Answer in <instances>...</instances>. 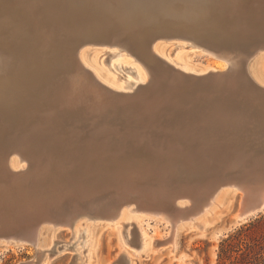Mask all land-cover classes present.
Wrapping results in <instances>:
<instances>
[{"label":"bare ground","instance_id":"6f19581e","mask_svg":"<svg viewBox=\"0 0 264 264\" xmlns=\"http://www.w3.org/2000/svg\"><path fill=\"white\" fill-rule=\"evenodd\" d=\"M0 6L6 10V13L11 14V17L0 18V30L9 29L11 45L14 48L28 50L27 54L18 53L19 56L9 65L10 67H5L7 64L5 52L8 45L7 48L2 45L5 38L0 37V43L3 46L0 45V68L2 69L0 72V94H9L11 99L9 104H3L0 100V146L3 150L0 154V207L2 210H9L12 207L11 199H8L11 196L9 188L13 186L17 189L18 187L19 191L24 188V186H19L21 180L17 179L20 176L19 170L24 169L26 163L27 165L32 163L34 167L38 168L36 163L39 164L41 158H37L39 153L36 145L44 138L48 141L47 145L53 147L61 145L62 141L69 143L65 140L67 138L74 140L78 147L70 146V149L78 150L84 158L85 167L96 170V174H91L94 170L92 172L90 170V173H88L89 170L87 171L88 180L92 178L91 175L95 177H93L95 181L98 180L97 184L95 183L96 187H92L93 189H82L78 192L79 194L77 193V196L75 195L80 198L81 194L82 198L87 199L85 202L79 199L80 205L85 210L76 212L79 214L78 217H71V215H75L73 206L77 205V200H74L75 203L72 201L74 203L72 206L69 205L70 201L68 204L64 203L66 205L63 210L56 208V211L62 212L59 221L71 225L73 233L71 238L73 243H65L61 247L62 249H74L85 241L83 246L84 248L88 246L90 251L92 224L87 222L94 217L117 219L116 223H121L122 226L126 224L127 227L131 222H125V220L134 218L133 220L139 225V218H144V216L127 215L128 211L155 213V215L170 221L172 231L173 229L177 230L180 225L182 226L181 221L183 220L187 221L186 224L190 229H197L201 232L204 220L200 216L213 213L218 204L216 193L213 190L221 189L224 186H230L242 192L239 205L232 215L233 223L244 221L264 210V171L257 168H255L257 170L253 176L247 177V179H236L231 169H225L221 172L222 179L218 183L215 180L217 185L214 184L212 189L208 186L206 189L201 185L202 183L207 184V181L202 182L200 184L202 188L195 184L196 187L190 188L191 186H189L186 191H171L170 195L166 193L167 196H159L156 204L146 203L145 198L142 200L140 197L117 196L110 192L109 195L106 186L110 174L113 172L124 174L125 170H128V174L133 171V175L137 179L136 177L139 178V175L136 173L138 169H141L143 173L138 171L139 174L141 173V177L147 180L156 178L160 181L164 174L169 173L168 169L160 168L163 166L165 158L162 154H171L173 148L180 151L183 159L186 158L189 161L195 154V159L212 162L219 158L228 165L230 160L238 155L237 152H241L245 153L244 158L248 163L251 160H257V163L254 162L257 165L264 163V83L256 80L250 81L243 72L244 63L246 59H249L247 58L249 54L257 49H264V0H0ZM20 17L29 21V29L16 21L20 20ZM36 25L40 31L34 30L37 28ZM30 30L31 40H35L25 43V33L29 34ZM43 31H46L44 37L50 39L57 48L54 50L55 53L61 49L66 52L68 49L69 59H67L68 65L65 69L59 68L60 65L58 68H54L56 65L51 64L52 62L50 64L54 67H49V65L47 67V62L45 64L39 61L35 46L37 39L43 36ZM28 39H30V34ZM158 40L166 41V47L162 44L158 45ZM89 44L101 47L98 50L99 53L108 57L104 58V62H107L109 58L110 60L113 57L116 58L107 62L111 71L114 69L113 74L106 71L104 74L101 70H95L94 65L82 60L84 57L80 56L81 48ZM170 47L171 49H169ZM182 48L191 50L200 48L211 52L215 58L211 65L208 64L207 67L201 68L202 66L198 67L192 63L187 58V54H183ZM176 49L177 51H175ZM18 58L19 62L16 61ZM98 58L99 55L95 58V62ZM62 62L64 63V61ZM121 65L127 66L129 71H124ZM58 72L62 73L57 80ZM74 78H79L77 85L73 82ZM82 78L84 79L82 80ZM200 81H205V84H201ZM46 82L53 84L47 92L41 94L40 89ZM139 93L141 96L138 95ZM237 98L239 99L237 100ZM250 100L262 107L259 111L255 110L256 108L253 110V112L257 111L260 116L257 125H255L259 129L257 132L255 130L258 129L251 128L252 126L247 128L246 118L242 116L243 119H241L237 114L238 111L235 112L233 108L238 104L240 106L237 101H241L245 106ZM233 103L237 105L235 106ZM142 106L144 112L141 111ZM122 115L126 119V125H124L127 128L124 135L131 136L132 129H137L144 138L142 141L144 143L139 144L140 146H137L133 153H129L130 156H125L123 154L125 151L118 147L109 149L107 133L90 132L95 130V126L101 125L105 121L111 125H117ZM254 115L257 114L254 113ZM87 129L89 130L87 131ZM11 132L15 136L8 143L3 144L2 141ZM254 132L262 134V138L259 139L260 136L255 135ZM159 139L162 144L157 141ZM159 146L165 147L166 151L160 153L164 158L158 155L157 147ZM212 153H215L216 156H213ZM46 154L44 153L47 157ZM45 156L43 158H46ZM179 158L181 157L179 156ZM70 159L73 162V159ZM46 160L50 161L49 157ZM186 162L172 163L174 168L172 175L179 180H185L184 184L192 175H200L199 167H190L191 163L186 164ZM48 164L47 167L51 165ZM178 164L179 166H177ZM244 164L247 168V163ZM148 165L153 166L151 167L153 169L144 172L143 170H146ZM40 166L42 165L40 164ZM154 166L156 167L154 168ZM235 166L237 167V164ZM250 166L252 165L250 164ZM239 167L241 168V165ZM34 171L36 172V169ZM82 172L84 174V171ZM61 173L62 175H60L63 176V172ZM65 173H67L66 170ZM76 175L79 176V174ZM188 175L190 176L187 177ZM71 177L73 176L69 175V178ZM77 180L75 181L77 182ZM56 181L59 182V179ZM85 181L84 183H86ZM42 188H44L43 185ZM42 188L40 187L41 191ZM110 188L112 192V187ZM117 188L118 186L114 189ZM16 189H14L15 192ZM24 189H27V186ZM141 190L143 191V189ZM41 191L39 193L42 194L43 191ZM31 192L33 190L29 191L30 194ZM47 193L50 192L47 191ZM140 193L142 194V192ZM24 194L21 195L24 197ZM42 195L44 197L47 194L43 193ZM48 196L50 195L48 194ZM64 197L65 195L63 199ZM32 198L31 200H34ZM51 198L49 199L52 200ZM16 199L18 200L17 197ZM120 201L124 202L120 203ZM40 202L37 201V204H42L45 201ZM35 203L32 204L33 208ZM123 203H126L125 210L116 211L115 208ZM27 211H29V207ZM56 211L53 212L54 214L51 213L52 216H57V214L55 215ZM201 212L203 213L201 214ZM39 214L42 215L43 212H39ZM11 216L13 217V215ZM42 216V218L46 217ZM81 217L84 218L83 221ZM77 220L80 222L76 223ZM32 221L21 226L15 225L14 228L2 229L0 235H3L6 240L1 243H4L5 246L11 245L13 240L11 238H16L20 241H14L13 245L15 246H23L27 242L36 245L38 222ZM0 223L3 222L0 220ZM168 223L166 221V226L169 228ZM123 229L119 228V233H122L123 241L129 244V229L127 228L124 232ZM87 231L89 237L86 240H79L81 233ZM165 236L166 234L158 235V243L172 242L174 245L173 237L169 240ZM133 241L140 243L142 247L147 243L150 245V241H147L143 235H136V232ZM36 250L40 254L44 253L46 249L37 245ZM79 250L76 249V251ZM76 255L78 256V254ZM33 263L34 261H31L28 264ZM75 263L76 258L71 261V264ZM179 264L188 263L182 261Z\"/></svg>","mask_w":264,"mask_h":264},{"label":"rangeland","instance_id":"374dc122","mask_svg":"<svg viewBox=\"0 0 264 264\" xmlns=\"http://www.w3.org/2000/svg\"><path fill=\"white\" fill-rule=\"evenodd\" d=\"M1 17L2 18L11 17V14L6 13V10L0 6V18ZM19 19L20 20H16V21L18 23H20L22 26H24L26 29H29V26H30L29 21L26 19H23L21 17ZM36 27H37V25H36ZM31 30L28 31L30 34V39H28L29 34L25 33V37H26V39H25L26 41L24 40L25 43H27L29 41L32 42L35 40V39L31 40V33H30ZM34 30L40 31L39 27L35 28ZM46 31H47V29H46ZM46 31H43V34H42L43 36L40 37V39L39 38L37 39V43L35 46L39 61H42L45 64L47 62V64H46L47 67H48V65H49V67L52 66L51 64L54 63L53 65L54 66L56 65V66L55 67L52 66V67L58 68L60 65L59 68L65 69L66 65H68L67 59H69V55L67 53L68 49L66 50V52L61 49L59 52L55 53L54 50L55 49L57 50V48L53 45V43L50 41V39L48 40L46 37H44V34L46 35ZM9 34H10L9 29L0 30V37H2L3 39L5 38L4 42L6 41L5 43L2 42V45H5L6 48L8 45L7 51L5 52V56L7 59L6 60L7 64L5 67H10L9 65H11V63H13L15 61V59L19 56L18 53H20V52H21V54H24V53L27 54L28 53V50H26V48H23V49L17 48V47L14 48L11 45L12 39H10L11 36ZM157 44L158 45L162 44L166 47V41H164V40H158ZM0 45H1V43H0ZM100 49H101V47L98 45H95V44L84 45L81 48L80 52H82V53H80V56L84 57V59H82V60L88 61L89 64L94 65L95 70L96 69L101 70L104 74L106 72L113 74L114 69L111 71V69L107 63L110 60V58L108 59L107 62H104V58L107 57V55H105V54L102 55L101 53H99L98 50H100ZM111 49H114V48H111ZM169 49H171V47ZM177 49L175 51H177ZM196 49L192 48V50H191L190 48H187V49L182 48V50H184L183 54H185V55L187 54V58L192 63H194L196 66H198V67L202 66L201 68H203V67H207L208 64L211 65L213 58H215L214 54H212L211 52H208L206 50H202L200 48H196ZM47 51H48V53H47ZM254 52H256V53H254ZM97 55H99V58L95 62V58L97 57ZM172 56L174 58V53L172 54ZM19 58L16 60L17 62H19ZM247 58H249V59L248 60L246 59V62L244 63V68H243L244 75L246 77H248L250 81L254 82V80H256L260 83H264V49H261V50L257 49L255 51L251 52L249 54V57H247ZM60 59H62V60H60ZM115 59L116 58L113 57V59H111L110 62L115 60ZM57 61H58V63H57ZM62 61H64V63ZM50 62H52V63L50 64ZM121 66L123 67L122 69L124 71H126V72L129 71V68L127 66H125V65H121ZM1 71H2V69L0 68V72ZM58 73H57V80L59 79L58 77H61L60 73H62V72H58ZM58 75H60V76H58ZM78 79L79 78L73 80L74 84H76V85L78 84L77 83ZM83 79L84 78H82V80ZM118 80L120 81L121 79H118ZM200 82H201V84H205L204 83L205 81H200ZM51 84H53V83H50V82L47 83L46 82L40 89L41 94H44L45 92H47L50 89ZM5 90H10V89H5ZM5 94L4 93H2V95L0 94V100H2L3 104H9V101L11 99L9 98V94H6V95ZM138 95L141 96L140 93ZM238 99L239 98H237V100ZM247 99H249V98H247ZM249 102H248V104H245V106H244V104L241 101H237V103H240V106H238L239 104L237 105L236 103H233V105L238 106V107L236 106L237 108L233 106V108H234L235 112L238 111L237 114L241 117V119H243V117L246 118V121L248 123L247 128H250L252 126L251 128L258 129V127L255 126V125H257V122H258L257 120H259V118H260L257 111L261 110L262 107L260 105H256V103L253 102L252 100H250ZM3 107H4V105H3ZM238 108H240L242 110L239 111ZM247 108H249V109H247ZM254 109L257 111L253 112ZM142 110H143V106H142L141 111ZM143 112H144V110H143ZM254 113L257 115L253 116ZM248 114H249L250 118L247 116ZM124 118H125L124 115H122V118L119 122H117V125H111V123H109L108 121H105V123L103 122V124L95 126V130H93V131L91 130L90 132L94 133L96 131H99V132L107 133V138L109 141L108 148L110 149L111 147H116V148L118 147L119 149L125 151L123 153L125 156H127V155L130 156V154L133 153V150L137 146H140L139 144L144 143V142H142L144 140V138H143V134L141 132H139V130H137V129H132L133 132H132L131 136L126 137L124 135V133H125V130L127 128L125 126L126 125V119H124ZM252 119H254V120H252ZM127 122L129 123V121H127ZM88 130L89 129H87V131ZM255 131L257 132V131H259V129L255 130ZM256 132H254V133H256ZM35 134H36V132H35ZM255 135H257V136L259 135L260 136L259 139L262 138V134H260V133H256ZM13 136H15V135H13L12 132L9 133L6 136L5 140L2 141V143L3 144H5L6 142L8 143L9 140ZM65 140L69 141V143H65V141L64 142L62 141L61 145H59V146L55 145L54 147L47 145L48 141L46 140V138L40 140V142H38L36 145L37 149H38V153H39L37 158H39V159L41 158L39 164L36 163L38 165L37 166L38 168L34 167V165L32 163H31V165L33 167L31 165H27V163L25 162L26 167L24 169L19 170L20 176L17 177V179L19 181L21 180L20 181L21 185L19 184V186L20 187L24 186V188H26V186H27V189L22 188V191H19L20 188H18V187H17V189L13 188V186H11L9 188V190H10L9 192H10L11 196H9L10 198H8V199H11V206L13 208L11 207L9 209L10 211L9 210L4 211L0 207V220H1V222H3V223H0V233H1V230L4 228H8V227L14 228L15 225L21 226L22 224H24L26 222L35 220L36 222L35 221H32V222H35V223L38 222V224H37L38 233L36 235L37 243H36V245H33L30 242H27L23 246H15V245H13L14 241H20V240H17L16 238H11V239H13L11 241L12 244L5 246V245H3L4 243H1V241L6 240V238H4L3 235H0V264H28L31 261H34L33 264H71V261L75 260V258H76L75 264H179L182 261L185 263H188V264H232L233 261H237L239 264H264V221L262 220L264 218V210L246 218L244 221H241L239 223H233L232 215L239 205L240 195L242 192L240 190H237V189L230 187V186H224V187H221V189L218 188V189L213 190V192L216 193V201L218 202V204L215 206V209H214L212 214H208L207 216H205L202 214L203 212H201L202 215L201 216L199 215L200 218H202V220H204V226H203L201 232H199L197 229H190L186 224L187 221H183V220L181 221V224H183V225L182 226L180 225L179 227H177L178 228L177 230L173 229V231H172L171 226H170L171 225L170 221H168V219L159 217V215H155V213H145V212H140V211L129 212L128 211L127 215L132 214L131 216H139V215L144 216V218H139V225L133 220L134 218H129L128 220H125V222H131V224L128 225V227H127L126 224H124L122 226L121 223L120 224L116 223L117 219L113 220V219H109L107 217H98V218L94 217V219L91 218L87 222V223L92 224V226H91L92 227V230H91V237H92L91 250L90 251L88 250V246H86L84 248L83 244L85 241L82 243V245H79L78 247H76L74 249L73 248L62 249L61 247L63 245H65V243H73V240L71 239L73 236V233H72L71 225H69L68 223H63V222L59 221V220H61L59 218L62 217V212L56 211V208L63 210V208L65 207L66 204H68L69 201L71 202V204H69V205L72 206L75 203L74 200H77L76 201L77 205L73 206V210H74L75 215L74 216L71 215V217L74 218L75 216L79 215V214H77L78 212H82L85 210L82 207V205H80L81 203L79 202V199H80V201L83 200L84 202L87 201V199L84 197L82 198L81 194L79 195L80 198L76 197L79 194L78 192H80L82 189L83 190L93 189L94 187H96L95 185L97 184L96 182L98 181V180H96V181L94 180L95 177L93 175H91L92 178L88 180L89 177L86 174L87 171L89 170L88 173H90V170L92 172L94 169H90V168L88 169V167L84 166V164H83L84 158H82L83 156L80 155L78 150L70 149V146L71 147L73 146V148H77L78 147L77 143H75L74 140H70L69 138H67ZM116 141H118V142H116ZM157 141L160 144H162L160 139ZM68 144H69V146L67 147ZM157 148H158L157 151L159 152L158 155L160 157L161 154L163 153L162 151H166V150H165V147H163V146H159ZM2 151H3L2 147L0 146V154ZM109 151H111V150H109ZM171 151H173V152L169 155L162 154L165 156V158H164V156H161L162 158H164V161H163L164 163H163V166L160 168L165 169V170L168 169L169 173L164 174L160 181L158 179L156 180V178H150L149 180H147L146 178L141 177L140 174L143 173L141 169H140L141 171L138 169V171L141 172L140 174L138 171L136 173L139 175V178H138V176L136 177L137 179H135V176L133 175L134 172L133 171L130 172V170H129V172L132 175L128 174V170L124 171V174L126 173V175H128V176L124 175L122 172H121L122 174L118 173V172H117L118 174H116V172H113V174L109 175V177L107 178L108 180L106 181L107 194L110 195V193H111L112 195L114 194L117 196H131V197L134 196L137 198L140 197V199L145 198L144 201L146 203L148 202L149 204H156V203H158L159 196L161 197V196L170 195V193H172L173 191H178V192H180L182 190L186 191L189 189L188 188L189 186H191L190 188H192V187L194 188V186L196 187V185H199V187L202 188L200 186V184L202 182L207 181L206 182L207 184L202 183L201 185H203V187H205V188H206V186L211 187L210 189H212L214 187V184L216 186L218 181H220L222 179L221 172H223L225 169H228V170L231 169V172L234 174L233 176H235L236 179H238V178L247 179V177L253 176V174L255 173V170H257V169H259L260 171H264V163H262V164L259 163L260 165H257L256 164L257 160H251V162L249 161L250 163H248L247 159L244 158L245 153H241V152H237L238 155L233 157L230 160V163H228V165H227V163H223L221 160H219V158L218 159L216 158V160H214L212 162L211 161H203L200 159H195V154L192 156V158L189 161L186 158L183 159V156L180 155L181 153L177 149L173 148V149H171ZM29 152L32 153L33 151L32 152L29 151ZM190 152H192V151H190ZM44 153L45 154L47 153L46 155H48V156L46 157L44 155ZM212 154H213V156H216L215 153H212ZM52 155L54 156L53 159H52ZM178 155L181 158H179ZM43 156H45L46 158H43ZM48 157H49V160L52 162L46 160V159H48ZM42 158H43V160H42ZM70 158L73 159V162ZM0 159H1V156H0ZM81 160H82V163H81ZM186 160H188L187 161L188 163L186 162ZM172 161H174V162L178 161V163L186 162V164L191 163L190 164L191 166L189 165L190 167H193V166L199 167L200 175H192L191 178L188 181H186L187 183L184 184L185 180H179L174 175H172V172L174 169L172 167V163H174V162H172ZM54 162H55V164H54ZM198 162H200V163H198ZM254 162H256V163H254ZM42 163L45 164L44 166L47 169L43 166ZM48 163L51 165H49ZM72 163L74 164L73 166H72ZM244 163H247V168H245L246 164H244ZM40 164L43 166V168H41L42 166H40ZM47 164L49 165L48 167H47ZM236 164H237V167L235 166ZM248 164H249V166H250V164L252 166L249 167ZM240 165H241V168L239 167ZM177 166H179V164ZM151 167H153V166L148 165V168L150 170L148 168H146V170H143V171L149 172L153 169ZM155 167L156 166H154V168ZM65 168H67V169H65ZM237 168H238L239 172L237 171ZM244 168H245V171H244ZM255 168H257V169H255ZM35 169H36V172L38 171L37 174L34 171ZM65 170L67 171V173H65ZM72 170L75 172H73ZM76 170L77 171L80 170L79 173H76L77 172ZM28 171H30L31 173ZM60 171L63 172V176H61L62 173ZM82 171H84V174ZM94 171L91 174H93V173L96 174V170H94ZM70 172H73L74 174L70 173ZM33 173H34V175H33ZM51 173H53V174H51ZM110 173H111V171H110ZM76 174H79V176ZM55 175L56 176L58 175L57 178H55L56 177ZM64 175H65V177L67 175L68 176L65 178ZM69 175L73 176V177L69 178ZM115 175L121 176L120 177L121 179ZM123 175H124V178L126 176L125 180H124V178H122ZM31 176H33V177H31ZM113 176H115V177H113ZM189 176L190 175H188L187 177H189ZM111 177H112V179H111ZM131 177L134 178L135 180H133ZM202 177L203 178L205 177L204 178L205 180ZM44 178H46V179H44ZM53 178H55L54 181H52ZM62 178L64 181L62 180ZM207 178H209V179H207ZM211 178H212V180H211ZM49 179H50V181H49ZM58 179H59V182L56 181ZM77 179L78 180L80 179V180L78 181ZM29 180H30V182H29ZM37 180H39V181H37ZM41 180H42V182H41ZM66 180L68 182L67 184H66ZM75 180H77V182ZM85 180H87V181H85ZM129 180H131L132 182ZM199 180L200 181L204 180V181L200 182ZM215 180H217L216 181L217 183H215ZM84 181L86 183H84ZM125 181L127 183L128 182L129 183L127 184ZM31 182H32V184H30ZM181 182H182V184H181ZM212 182H214V183H212ZM40 183L43 185L44 188H42V185ZM71 183H73V184H71ZM93 183H94V185H93ZM124 183H126L127 185ZM29 184H30V186H29ZM59 184H60V186H59ZM130 184H132V185H130ZM209 184H211L213 186H211V185L209 186ZM32 185H34V186H32ZM37 185L38 186L40 185V186L38 187ZM71 185H72V187H71ZM82 185H84V186H82ZM123 185H125L126 187ZM128 185H130V186H128ZM149 185L152 187H150ZM117 186H118V188L114 189ZM30 187H31V190H30ZM40 187L43 189L42 190L43 192L40 190ZM110 187H112V192H111ZM32 188H34V189H32ZM129 188L132 190H130ZM14 189H16V192ZM141 189H143L144 192ZM32 190H33V192H31V194H30L29 191H32ZM121 190H122V192H121ZM124 190L126 191L125 193H124ZM127 190H130L129 192H131V193L129 194V192ZM39 191H41L42 194L44 193L47 195H45L43 197V195L41 193H39ZM47 191L50 193H47ZM53 191H54V193H53ZM66 191H68V192H66ZM117 192L118 193L121 192V193L118 195ZM140 192H142V194ZM145 192H147V193L145 194ZM16 193H18V194H16ZM23 193L26 194V195L24 194V197L26 196L27 198L26 197L24 198L23 195H21ZM67 193L68 194L70 193L71 195L69 194V196H66V195H68ZM166 193H167V195H166ZM28 194H29V196H28ZM48 194L50 196H48ZM56 194H57V197H56ZM156 194H158V195H156ZM32 195L36 198H34ZM62 195L63 196L65 195L64 199H63ZM150 195H152V196H150ZM20 196H22V197H20ZM16 197L18 198V200L16 199ZM48 197L49 198L53 197V198H51L52 200H50ZM31 198L34 200H31ZM40 198H43V199H40ZM12 199H14L15 202ZM19 199L21 202L19 201ZM35 201H36V203H35ZM37 201H38V203L40 201H41L40 203H42L43 201H45V202L42 204H37ZM72 201H74V203ZM122 202H124V201H120V203H122ZM33 203H35L33 205L35 209L32 207ZM61 203H63V204H61ZM64 203H66V204H64ZM125 204L126 203L120 204L121 206L119 205L117 208H115V210L116 211L125 210L124 209L126 207ZM39 205H41V206H39ZM14 207H15V209H14ZM28 207H29V211L26 212V210H28ZM22 208H23V211H22ZM17 209H19L21 211H19ZM51 209H52V211H51ZM53 209H54V211H56L55 215L57 214V216H52L51 213L54 212ZM75 210H77V211H75ZM6 211H8V212L6 213ZM16 211H17V213H16ZM22 212L25 214H23ZM28 212L30 213V215ZM39 212L40 213L43 212L42 215H45L46 217L44 216L45 218H42L43 216L41 214H39ZM14 213H15V215H18L19 217L15 216ZM49 214L51 215V217ZM11 215H13V217ZM32 215H33V217H31ZM14 216H15V218H14ZM24 216H26V217H24ZM148 216L151 218H149ZM81 218L83 221L84 218L83 217H81ZM156 218L161 219V220H158ZM9 219H10V221H9ZM11 221H12V223H10ZM13 221H15V222H13ZM166 221L169 222L168 223L170 226L169 228H168V226H166L167 225ZM77 222L79 223L80 221L77 220L76 223ZM250 223H253L254 225L252 227H249L248 229H244ZM121 227L124 228L123 232L127 228L129 229V232H128L129 244H126L123 241V237L121 236L122 233H119V228H121ZM196 227L199 228L200 226H196ZM241 228H243V230H245V231H243V233L246 235V236H243L244 237L242 239L243 243L240 245L241 250H237V251L232 252V255L230 256V258L219 257L220 242L224 238H226L227 236L236 234L238 232V230H240ZM135 232H136V235H139V236L143 235L147 241H150V245L147 243L144 247H142L140 245V243L134 242L133 236L135 235ZM87 233H88V231L82 232L79 240H81V241L84 239L86 240V238L89 237V235H87ZM160 234H162V235L166 234L165 238L167 237V239L173 237L174 245H172V242H166L163 244H159L158 243L159 239L157 238V236ZM247 244H249V247H250L248 249V250H250L249 253L247 255H245V253L241 254V252H247L246 246H245ZM37 245H40V246H42L43 249H46L44 251V253L41 252L39 254L37 252V250H36ZM77 248L80 250L76 251ZM123 250H127V251L124 252ZM76 254H78V256Z\"/></svg>","mask_w":264,"mask_h":264},{"label":"trees","instance_id":"16d2710c","mask_svg":"<svg viewBox=\"0 0 264 264\" xmlns=\"http://www.w3.org/2000/svg\"><path fill=\"white\" fill-rule=\"evenodd\" d=\"M262 220L264 221V218ZM253 225H254L253 223H250L244 229H248L249 227H252ZM243 231L245 230L241 228L240 230H238L236 234L229 235L220 242L219 257L230 258V256L232 255V252L241 250L240 245L243 243L242 241V239L244 238L243 236H246L243 233ZM245 246H246L247 252H241V254L245 253V255H247L250 251L248 250L250 247H249V244ZM232 264H239V263L237 261H233Z\"/></svg>","mask_w":264,"mask_h":264}]
</instances>
